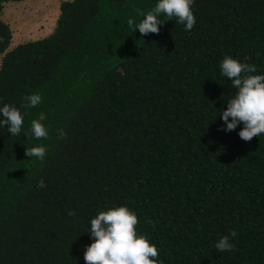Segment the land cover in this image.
Wrapping results in <instances>:
<instances>
[{"label": "trees", "instance_id": "16d2710c", "mask_svg": "<svg viewBox=\"0 0 264 264\" xmlns=\"http://www.w3.org/2000/svg\"><path fill=\"white\" fill-rule=\"evenodd\" d=\"M23 1L0 0V106L42 103L20 134L0 128V264H86L91 219L119 206L162 264H264V134L222 130L236 89L220 69L264 74V0H195L191 31L162 16L147 35L127 21L157 0H70L51 35L10 49L4 5ZM41 112L49 137L28 138ZM41 145L43 162L26 155Z\"/></svg>", "mask_w": 264, "mask_h": 264}, {"label": "clouds", "instance_id": "9594fccd", "mask_svg": "<svg viewBox=\"0 0 264 264\" xmlns=\"http://www.w3.org/2000/svg\"><path fill=\"white\" fill-rule=\"evenodd\" d=\"M195 0H157L150 10L141 12L143 19L135 23L132 18L127 21L128 28L135 33L137 29L142 35L158 34L160 25L164 23L161 17L175 20L184 26L185 31H191L196 25V16L193 11ZM221 75L232 82L236 89L233 98L227 101L226 110L222 111V119L226 132L234 131L241 123L243 128L239 132L241 139L251 141L253 137L264 134V74L257 73V67L247 62H241L231 56H226L220 63ZM24 103L20 108L4 104L0 106V128L7 126L8 133L16 136L21 133L24 124V115L21 109H31L42 103L38 93L23 97ZM231 118V119H229ZM45 113L41 112L38 119H33L30 126V136L35 140L48 139L49 129L43 121ZM67 136L63 128L57 129L58 139ZM48 148L46 145L26 148V155L43 162ZM69 216H75V211H69ZM139 220L137 214L127 206L109 208L99 212L90 221V236L94 242L86 246L84 260L86 264H162L157 258V246L150 243L148 238L137 233L136 226ZM236 230L230 235H224L216 243L218 252H231L234 244L231 238L237 237Z\"/></svg>", "mask_w": 264, "mask_h": 264}, {"label": "rangeland", "instance_id": "374dc122", "mask_svg": "<svg viewBox=\"0 0 264 264\" xmlns=\"http://www.w3.org/2000/svg\"><path fill=\"white\" fill-rule=\"evenodd\" d=\"M70 0H26L4 5L2 19L13 32L10 49L51 35L57 26L61 4ZM2 56H0L1 64Z\"/></svg>", "mask_w": 264, "mask_h": 264}]
</instances>
